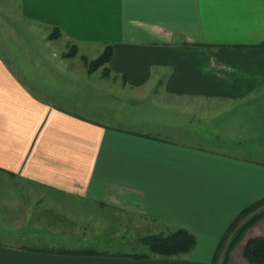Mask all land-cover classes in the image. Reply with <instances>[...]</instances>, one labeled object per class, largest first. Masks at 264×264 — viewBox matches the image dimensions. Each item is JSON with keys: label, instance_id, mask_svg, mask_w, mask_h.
Listing matches in <instances>:
<instances>
[{"label": "crops", "instance_id": "0c3cea01", "mask_svg": "<svg viewBox=\"0 0 264 264\" xmlns=\"http://www.w3.org/2000/svg\"><path fill=\"white\" fill-rule=\"evenodd\" d=\"M20 7L41 37L31 50L0 51V264H211L235 218L264 200V0H20ZM54 28L61 37L49 40ZM106 45L108 75L89 73L84 61ZM70 46L77 54L65 58ZM106 83L132 101L136 116L158 112L145 106L153 92L171 118H132L133 129L116 113L107 121L106 103L95 109L87 101L91 89L103 100ZM227 103L240 104L230 113L236 121L217 126L226 138L239 131L235 142L178 121L186 113L198 119L203 104L201 113L216 116ZM74 201L97 211L76 234L75 206H60L66 214L51 206ZM177 229L196 240L177 257L134 260L127 250L65 246L74 235L90 244ZM262 237L264 217L226 264H249L244 246Z\"/></svg>", "mask_w": 264, "mask_h": 264}, {"label": "rangeland", "instance_id": "374dc122", "mask_svg": "<svg viewBox=\"0 0 264 264\" xmlns=\"http://www.w3.org/2000/svg\"><path fill=\"white\" fill-rule=\"evenodd\" d=\"M20 12H21L20 0H0V51H2L4 47H7L8 49H12V50L15 47H18L20 49L22 48V50L24 51L27 49L31 50L29 45L33 42H36V39L35 41L31 42L32 38L36 37L38 39L41 37V33H38V32L35 33L31 31V27L33 25L30 22L23 20V18L20 16ZM104 89H106L105 90L106 92L99 91L101 93H106L103 100L95 99L94 96H96L98 93L94 94L93 92H97V90L91 89L90 90L91 97L88 100L86 98V100L90 102V104L88 105L90 107L95 106V109H96V107L99 106V103L101 102L106 103L105 111L107 114L104 116L105 119L109 121L111 120V118H115L112 115V113L114 114L116 113V116L118 119L122 118V120L126 122V124L123 125L125 129H133L131 127L135 126V123L132 125L131 124L128 125V122L132 118L137 121L151 120L152 122L167 121L171 118V116L167 114V111H166L167 107L161 104L162 103L161 101L163 99L156 97L153 94V92H149V94L145 98V102H146L145 106L149 108L150 107L157 108L158 112L157 113L154 112L153 114L150 113V115H148V113L147 114L140 113V117H138L135 115L136 110L131 107L132 101H128L125 97H120V95H118L119 89L117 87L112 89L110 88L109 83H106V88ZM218 108L220 110L218 114H216V116L215 114H211L210 116H207L206 113L204 112H203L204 114L201 113L205 109L204 104H203L201 107L200 113L198 114V119L191 120L190 119L191 116L188 113L183 114V116L180 115L177 118L179 119L178 121L180 122L184 121V123L189 122V121H192L195 123L198 122L197 124L199 125V129H203V131H201V133L203 134V137H206V138L214 137L216 139L225 140V141H233V140L237 141L236 138L237 137L240 138L239 131L231 132V134H229L230 136H228V138L231 137V140H228V138H226V135H227L226 132H223V129L220 130L221 127L217 126V123L227 125L228 120L235 122L236 116H233V114L231 115L230 113L233 110H234L233 113L235 112V110H239L240 104L233 105V104L227 103V104L218 106ZM97 112L99 113V110ZM238 117H240V115ZM214 134H217V136H215ZM238 146L240 147V140H239ZM87 205L88 207L85 204H83V202H75V201L67 202V204L63 202L51 203V206H59L58 208L62 209L61 211H57V212L54 211V212L62 213V214H66L67 211L65 209L63 210V207H60V206H75L74 212H72L74 215L73 226L75 229V234L77 231L82 230L81 228L83 225L82 220H84V217L87 213H90V214L97 213L96 210H93L92 203H89ZM85 206H86L87 212L85 210L82 211V208L85 209ZM113 230L118 231L119 228L114 227ZM137 232L138 233H134L132 236L128 234L123 235V238H120V237H116L114 239L112 237L105 238V240L112 239L111 242H107V241L102 242L104 238L96 236L95 238H92V240H95V241H93L90 244H88V242H81L82 240L81 237L74 235L73 237H66L67 242L65 246L85 247V246L91 245L97 250H106L112 253L116 251L125 253V250H127L126 252L131 253V254L147 253V248L142 243H140V239L146 236H150V234H145L143 230L137 231ZM42 234L45 235V232L42 231ZM133 236H137V237L133 239ZM86 240H90V237H87ZM43 245L45 247H50V246H55L58 244H43Z\"/></svg>", "mask_w": 264, "mask_h": 264}, {"label": "trees", "instance_id": "16d2710c", "mask_svg": "<svg viewBox=\"0 0 264 264\" xmlns=\"http://www.w3.org/2000/svg\"><path fill=\"white\" fill-rule=\"evenodd\" d=\"M61 37L59 29L54 28L48 35L49 40H57ZM77 54V47L70 46L68 51L63 54L64 57L71 58ZM112 57V46L106 45L101 54L91 60H85V65L89 73H93L99 68H103V75H108L106 65ZM264 217V200H261L246 209L242 210L235 218L231 225L227 228L222 239L219 241L215 255L211 264H226L227 258L232 249L241 241L248 229L259 219ZM147 248V253L131 254L134 260H143L150 255L160 257H177L189 253L195 246V237L188 231L177 229L166 234L150 235L140 239ZM35 251L56 254H72L80 256H97L104 255L91 249H82L76 251H65L59 249H37ZM243 257L249 264H264V237L249 239L243 249Z\"/></svg>", "mask_w": 264, "mask_h": 264}]
</instances>
